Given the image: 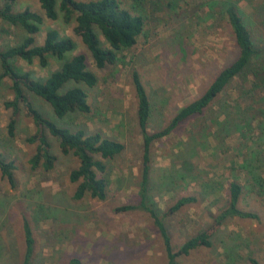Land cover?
<instances>
[{"label":"rangeland","instance_id":"374dc122","mask_svg":"<svg viewBox=\"0 0 264 264\" xmlns=\"http://www.w3.org/2000/svg\"><path fill=\"white\" fill-rule=\"evenodd\" d=\"M236 1L264 56V0ZM220 3L183 0L171 11L164 0L150 13L148 37L123 51L115 65L99 71L89 58L88 67L99 78L96 88L84 87L94 113L85 117L75 112L65 121L56 122L71 129L100 132L124 145L121 155L108 161L111 185L106 202L72 199L76 185L68 177L78 161L62 156L51 136L48 138L57 157L53 171L31 170L29 160L36 145L27 139L34 135L35 127L22 110L16 116L14 136H9L12 111L3 103L12 99L11 83L7 78L0 81V154L16 168L15 188L0 176V264H20L25 248L24 221L35 241L32 264H68L74 257L84 264H168L159 232L146 213L114 212L119 205H137L139 201L143 151L131 73L138 71L152 103L148 131L164 129L176 110L199 97L237 56L228 27L212 14ZM25 9L42 15L39 0H15V11ZM74 27V19L69 23L61 16L56 21L45 19L37 43L43 41L47 30L56 29L76 42L77 52H83ZM175 35L185 43L177 55L169 40ZM25 37L20 27L0 21V50L21 43ZM16 64L41 81L59 67L53 61L47 68L40 67L36 60L30 65L22 60ZM240 83L235 80L203 115L184 122L152 146L148 194L160 214L181 197L196 198L164 219L174 250L213 225L214 217L227 207L230 182L252 183L247 164L253 165L255 174L264 180V103L259 101L264 93H246L235 101ZM27 96L40 113L53 118L48 103L31 93ZM225 103L235 121L220 133L214 120L225 118ZM237 104L244 108L240 116ZM245 119L253 121L246 130L244 123L240 125L245 134L240 138L235 123ZM239 208L257 214L258 220L227 219L215 230L210 248H199L178 258L175 264H250L249 257L264 264V198L245 193Z\"/></svg>","mask_w":264,"mask_h":264},{"label":"trees","instance_id":"16d2710c","mask_svg":"<svg viewBox=\"0 0 264 264\" xmlns=\"http://www.w3.org/2000/svg\"><path fill=\"white\" fill-rule=\"evenodd\" d=\"M153 0H39L42 15L25 9L21 12L14 10L15 0H0V21L11 26L20 27L25 33L24 40L15 45L0 50V81L10 80L12 99L5 101L3 106L12 111L8 123V134L14 136L16 116L20 111L32 120L35 133L27 139L36 145V151L29 160L32 171L42 169L44 172L53 171L57 157L52 151L51 136L58 144L62 156L75 157L78 161L76 168L70 171L69 181L75 184L72 195L74 201L89 198L98 202H106L111 185L108 161L120 156L124 145L116 140L104 136L100 132L89 133L84 128L71 129L61 126L58 121H65L72 113L78 112L82 116H91L94 110L89 103V94L85 90L94 89L99 84L97 74L88 67L89 58L97 70H104L113 66L123 51L132 49L138 39L148 37V23L153 7L162 4ZM183 0H167V7L173 11ZM210 11L213 9L210 8ZM218 19L224 21L228 27L237 50L233 62L224 66L214 77L206 90L193 101L178 108L169 124L157 132H149L148 125L153 116V107L138 71L131 73L132 84L137 100V125L142 136V166L137 205H119L114 212L126 213L142 211L153 221L162 239L168 264H175L182 256H188L199 248H210L211 237L227 219L241 218L258 220V215L243 211L239 202L243 194L253 192L255 196L264 198V180L255 174L253 165L247 164L249 185H242L238 181L228 184L227 207L220 211L213 219V225L189 238L177 250L171 245L164 219L179 211L187 204L194 203L195 197H181L164 214H160L156 203L148 194V183L151 163L152 146L168 137L184 122L203 115L205 111L226 91L235 81H241L236 87L240 88L237 98L246 93H264V56L253 39L251 28L243 15L236 0H221L217 12H212ZM62 17L65 23L75 21L74 34L79 38L84 51L77 52V44L71 37L61 36L56 29H49L41 43H37L44 20L56 21ZM101 34L104 43L101 41ZM170 46H175L177 54L185 47L179 35L170 39ZM169 42V41H168ZM22 60L32 64L35 60L42 68H47L50 62L59 63L58 69L53 71L45 80L34 79L30 72L22 70L16 61ZM244 84H248L246 88ZM27 93H31L48 103L52 109L53 118L45 117L29 100ZM259 101L264 103V96ZM225 118L214 120L221 133L235 121L229 115L225 103ZM249 108V107H248ZM239 116L244 113L240 104L236 105ZM242 111V112H241ZM245 117V116H244ZM252 119L239 120L235 127L240 138L244 137V130L251 127ZM245 125L240 130V125ZM15 165L6 161L0 154V176L10 186L15 188ZM249 182V180H248ZM24 253L20 264H32L34 256V238L27 221L23 223ZM250 264L259 262L249 257ZM68 264H84L78 258H71Z\"/></svg>","mask_w":264,"mask_h":264}]
</instances>
